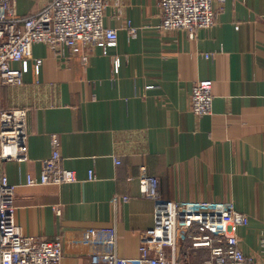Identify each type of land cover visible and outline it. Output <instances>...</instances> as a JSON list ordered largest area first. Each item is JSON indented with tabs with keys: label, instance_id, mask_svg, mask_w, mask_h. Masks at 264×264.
Segmentation results:
<instances>
[{
	"label": "crops",
	"instance_id": "1",
	"mask_svg": "<svg viewBox=\"0 0 264 264\" xmlns=\"http://www.w3.org/2000/svg\"><path fill=\"white\" fill-rule=\"evenodd\" d=\"M47 2L17 0L18 14ZM213 8L215 24L190 37L159 30L156 0H108L104 26L118 38L107 55L96 46L65 59L35 44L31 60L12 65L22 84L0 86V110L26 111L27 159L1 169L15 187L21 234L60 236L61 264H148L139 235L153 226L154 203L141 193V176L156 177L161 198L181 210L245 214L238 247L264 264V0H213ZM204 79L212 112L197 117L191 87ZM53 135L76 182L39 183ZM28 176L37 184L27 186ZM191 245L177 235V264L207 259V248Z\"/></svg>",
	"mask_w": 264,
	"mask_h": 264
},
{
	"label": "built area",
	"instance_id": "2",
	"mask_svg": "<svg viewBox=\"0 0 264 264\" xmlns=\"http://www.w3.org/2000/svg\"><path fill=\"white\" fill-rule=\"evenodd\" d=\"M115 6L118 0H113ZM224 2V0H220ZM108 0H48L37 12L18 14L17 0H0V86H20L22 73L12 65L32 59V47L42 44L57 57L69 58L81 50L102 47L103 55L117 42V30L104 26V12ZM161 16L159 30H185L194 36L198 30L215 24L213 0H156ZM129 37L135 29L128 25ZM88 61L82 56L83 64ZM39 63L40 61H36ZM118 70L114 61V72ZM212 82H193L190 109L202 117L212 112ZM27 159L26 111L0 110V264H61L62 242L60 236L51 242L38 241L21 234L14 220L15 187L8 183L1 169L5 161ZM60 141L51 138V154L44 161L40 184H66L76 182L73 171L62 168ZM118 164V161L115 160ZM87 180L94 181L92 170ZM141 193L154 203L153 226L139 235L140 257L148 264H177L176 238L178 234L192 242V248H207L209 255L202 264H257L238 247L235 229L246 226L245 214L222 210H181L178 204L163 200L159 182L154 176L139 178ZM27 186L37 182L27 177ZM127 201V197H122ZM211 235V236H210ZM88 264H117L114 258L90 260Z\"/></svg>",
	"mask_w": 264,
	"mask_h": 264
}]
</instances>
